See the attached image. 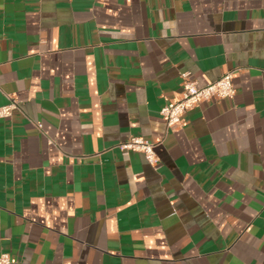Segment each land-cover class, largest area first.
Here are the masks:
<instances>
[{
  "label": "crops",
  "instance_id": "obj_1",
  "mask_svg": "<svg viewBox=\"0 0 264 264\" xmlns=\"http://www.w3.org/2000/svg\"><path fill=\"white\" fill-rule=\"evenodd\" d=\"M231 98L167 128L183 75ZM0 255L264 264V0H0ZM132 137L156 144L124 154Z\"/></svg>",
  "mask_w": 264,
  "mask_h": 264
},
{
  "label": "built area",
  "instance_id": "obj_2",
  "mask_svg": "<svg viewBox=\"0 0 264 264\" xmlns=\"http://www.w3.org/2000/svg\"><path fill=\"white\" fill-rule=\"evenodd\" d=\"M234 73L235 70L227 71L220 78L205 86H199L195 80L183 75L181 98L168 102L160 110V115L165 121L167 128L182 125L184 115L204 102L231 98L235 93L233 86ZM16 108L17 102L14 99H10L7 104L0 106V120L11 117L13 110ZM155 146V143L143 138L132 137L118 147L124 154L129 151L143 154L146 162L150 166L155 167L158 162L154 152ZM0 264L20 263L12 259L8 254H1Z\"/></svg>",
  "mask_w": 264,
  "mask_h": 264
}]
</instances>
